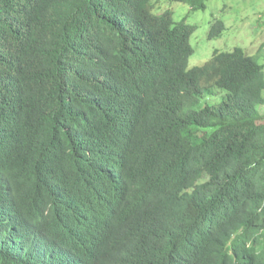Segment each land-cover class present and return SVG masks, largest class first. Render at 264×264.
<instances>
[{
  "label": "trees",
  "instance_id": "trees-1",
  "mask_svg": "<svg viewBox=\"0 0 264 264\" xmlns=\"http://www.w3.org/2000/svg\"><path fill=\"white\" fill-rule=\"evenodd\" d=\"M152 1L0 0V206L56 204L78 169L60 150L90 139L116 208L92 264H264V64L233 48L188 68L197 26ZM225 29L213 19L207 38ZM1 233L2 262H27Z\"/></svg>",
  "mask_w": 264,
  "mask_h": 264
},
{
  "label": "clouds",
  "instance_id": "clouds-1",
  "mask_svg": "<svg viewBox=\"0 0 264 264\" xmlns=\"http://www.w3.org/2000/svg\"><path fill=\"white\" fill-rule=\"evenodd\" d=\"M75 144L80 149L78 156L75 150L64 148L57 157L58 162H74L78 169L73 176H66L62 184L54 186L56 204L50 198L31 206L15 203L12 209L1 204L0 241L6 227L15 242L27 249L29 260L19 263L8 256L3 263L0 253V264H92L91 247L112 224L116 208L97 192L96 171L86 151L90 139L85 143L75 138ZM101 170L105 179L118 173L117 166L110 162L108 150ZM38 180L28 179L30 186ZM0 245L3 246L1 242Z\"/></svg>",
  "mask_w": 264,
  "mask_h": 264
},
{
  "label": "rangeland",
  "instance_id": "rangeland-1",
  "mask_svg": "<svg viewBox=\"0 0 264 264\" xmlns=\"http://www.w3.org/2000/svg\"><path fill=\"white\" fill-rule=\"evenodd\" d=\"M153 14L170 11L173 20H187L196 25L197 30L190 38L194 54L189 59L188 67H199L205 64L214 51H230L233 48L247 50L258 54L264 64V0H208L205 10L190 12L188 5L152 1ZM213 19L223 21L225 31L220 39L209 40L207 34ZM264 114V107L259 108Z\"/></svg>",
  "mask_w": 264,
  "mask_h": 264
}]
</instances>
